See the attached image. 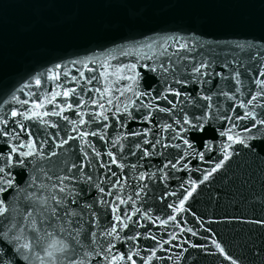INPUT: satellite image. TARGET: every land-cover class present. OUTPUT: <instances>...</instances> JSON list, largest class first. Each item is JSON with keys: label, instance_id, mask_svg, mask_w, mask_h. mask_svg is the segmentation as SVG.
Returning <instances> with one entry per match:
<instances>
[{"label": "water", "instance_id": "1", "mask_svg": "<svg viewBox=\"0 0 264 264\" xmlns=\"http://www.w3.org/2000/svg\"><path fill=\"white\" fill-rule=\"evenodd\" d=\"M0 188L4 264H264V0H0Z\"/></svg>", "mask_w": 264, "mask_h": 264}, {"label": "snow or ice", "instance_id": "2", "mask_svg": "<svg viewBox=\"0 0 264 264\" xmlns=\"http://www.w3.org/2000/svg\"><path fill=\"white\" fill-rule=\"evenodd\" d=\"M197 71H199V69H197ZM37 83H39V81H37ZM58 95H59V93H58ZM63 95L64 96H68L69 93L68 92H64ZM253 99H255V98H253ZM249 103H251V101H249ZM100 106L103 107V105H100ZM37 107H40V105H37ZM12 115L15 116L16 113H12ZM34 115H38V113H34ZM45 115H47V113H45ZM229 139H231V137H229ZM207 178L208 177L206 176L205 179H207ZM0 191H3V189L0 188ZM61 191H63V189H61ZM53 199H55V197H53ZM181 208H182V205H181ZM51 211H52V214L53 215L56 214V210L55 209H52ZM2 214H3V209H0V215H2ZM113 231H115V229ZM110 234L111 233H109V235ZM77 243H79V241H77ZM50 247H53L55 251H59V252L65 253L66 258L68 259V264H72V262L76 260L75 255H72L71 254V251L69 250V246L68 245L62 244L61 247L58 248V249H55V246L54 245H50ZM48 255L49 256H52L53 253L52 252H49ZM129 259H131V257H129ZM0 264H4V261H3V258L2 257H0ZM77 264H82V261L77 262ZM133 264H134V262H133Z\"/></svg>", "mask_w": 264, "mask_h": 264}]
</instances>
